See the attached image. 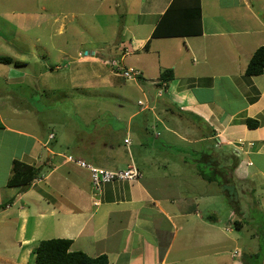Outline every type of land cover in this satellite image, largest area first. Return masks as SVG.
<instances>
[{"label": "crops", "instance_id": "0c3cea01", "mask_svg": "<svg viewBox=\"0 0 264 264\" xmlns=\"http://www.w3.org/2000/svg\"><path fill=\"white\" fill-rule=\"evenodd\" d=\"M123 2L119 15L125 20L113 39L92 43L89 56L79 50L72 69L78 76L71 81L81 83L85 64L97 70L103 69L97 63L111 64L100 58L106 51L118 62L113 73H97L96 83H110L113 74L124 77L120 68L141 71L134 82L144 99L132 108L119 140L114 131L85 139L75 130L72 139L61 134L63 146L54 145L57 133L45 130L33 95L15 90L9 80L17 70L6 64L7 86L0 84V226L7 234L0 242L12 238L15 255L0 253V264H35V249L51 238L72 239L71 250L105 254L109 264H264V257L254 256L261 242L237 259L239 250H231L229 240L238 234L213 212L226 195L228 156L232 178L248 181L264 199V70L246 72L264 46V0ZM197 4L201 33L194 32ZM157 28L162 34L154 36ZM216 146L227 149L219 153ZM68 155L111 169L134 162L143 177L95 187L90 172L67 162ZM16 159L40 167L41 180L9 186ZM203 167L219 179H206ZM233 216L228 221L238 230L243 219L246 226L257 224L255 215Z\"/></svg>", "mask_w": 264, "mask_h": 264}, {"label": "rangeland", "instance_id": "374dc122", "mask_svg": "<svg viewBox=\"0 0 264 264\" xmlns=\"http://www.w3.org/2000/svg\"><path fill=\"white\" fill-rule=\"evenodd\" d=\"M122 11L123 0H0V55L20 61L11 65L17 71L14 76L10 75L9 81L21 95H33L38 114L46 124L45 130H52L58 135L57 143L53 142L58 147L64 143L61 134L72 139L75 130L85 139L96 133L114 131L119 140L132 108H138V99H144L134 80L113 74L108 80L110 83L95 82L97 73H113L118 62L110 59L107 51L100 58L111 64L104 66L97 63L103 67L101 70L91 66L93 63L85 64L80 69L84 76L79 81L81 83L75 85L71 82L78 76L73 70L78 62L79 50L84 56H89L86 52L92 50V43L113 39L117 25L125 20L119 15ZM127 36L125 32L122 37ZM9 66L0 62L1 85L7 86L5 75L8 76ZM146 90L152 95L156 91L150 86ZM24 124L27 126V122ZM95 139L101 140L99 136ZM224 150L216 148L219 153ZM64 151L72 152L69 145L64 146ZM228 158V179H222L226 195H220L213 212L223 218V224L229 225L233 233L238 234L239 238L235 242L229 240V243L232 244L231 250H239L237 259L241 261L258 242H261L260 247H264V199L251 191L248 181L239 182L232 178L230 167L233 159ZM216 176L219 179L217 173ZM251 210L254 211L251 213ZM251 215L257 216V224L246 226L242 216L248 219ZM231 216L232 219H243L241 222L245 226L238 230L233 220L228 221ZM1 228L0 240L7 234ZM252 233L259 234L258 239ZM6 243L0 242V253L14 256L13 239H7ZM33 262L31 260L30 264ZM252 263L257 262L253 260Z\"/></svg>", "mask_w": 264, "mask_h": 264}, {"label": "trees", "instance_id": "16d2710c", "mask_svg": "<svg viewBox=\"0 0 264 264\" xmlns=\"http://www.w3.org/2000/svg\"><path fill=\"white\" fill-rule=\"evenodd\" d=\"M198 16V25L194 32L201 33V8L200 4L194 8ZM162 34L160 28L154 32V36ZM0 62L5 64H19L11 56L0 55ZM264 70V46L259 47L249 61L246 72L251 75H257ZM163 80H168V72L162 74ZM202 175L208 180L218 179L215 171H208L207 168H201ZM41 168L29 165L18 159L13 162V173L8 181L9 186H21L22 188L30 185L40 174ZM73 240L69 238H51L43 239L35 249V264H109L107 255L102 254L92 257L81 250H71ZM256 257H264V247H260L255 253Z\"/></svg>", "mask_w": 264, "mask_h": 264}, {"label": "built area", "instance_id": "2783aa9c", "mask_svg": "<svg viewBox=\"0 0 264 264\" xmlns=\"http://www.w3.org/2000/svg\"><path fill=\"white\" fill-rule=\"evenodd\" d=\"M120 70H121L122 75L128 80H135L142 75L140 70L132 68V67H128L126 69L121 68ZM162 84L165 85L166 84L165 81H163ZM158 92L160 95L162 92V86L159 88ZM139 103L141 104L142 101H139ZM53 136L54 135L51 134V137ZM125 142L127 144H130L131 143L130 138L129 137L126 138ZM220 143L221 141L218 142V144ZM65 160L67 162L75 163L76 165L87 169L90 172L91 180L95 187H98L102 183H106L110 181H115V180L137 181L143 177V173L141 172V170L137 167V165L134 162L130 163L125 168L108 169V168L98 167L94 164L87 162L84 159L77 158L74 155H68L67 157H65ZM35 179L41 180V177H37ZM235 252L237 253V251Z\"/></svg>", "mask_w": 264, "mask_h": 264}, {"label": "water", "instance_id": "95a60500", "mask_svg": "<svg viewBox=\"0 0 264 264\" xmlns=\"http://www.w3.org/2000/svg\"><path fill=\"white\" fill-rule=\"evenodd\" d=\"M88 53V51L86 52V54Z\"/></svg>", "mask_w": 264, "mask_h": 264}]
</instances>
